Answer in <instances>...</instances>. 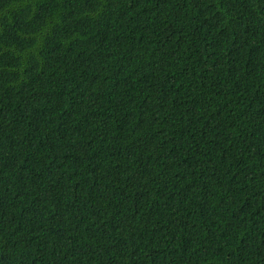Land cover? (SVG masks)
I'll return each mask as SVG.
<instances>
[{
	"label": "trees",
	"instance_id": "16d2710c",
	"mask_svg": "<svg viewBox=\"0 0 264 264\" xmlns=\"http://www.w3.org/2000/svg\"><path fill=\"white\" fill-rule=\"evenodd\" d=\"M0 264H264V0H0Z\"/></svg>",
	"mask_w": 264,
	"mask_h": 264
}]
</instances>
